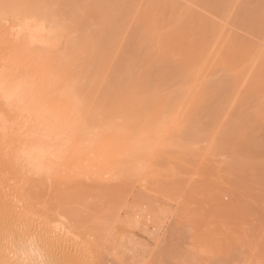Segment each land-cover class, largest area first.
Returning <instances> with one entry per match:
<instances>
[{
    "label": "rangeland",
    "instance_id": "1",
    "mask_svg": "<svg viewBox=\"0 0 264 264\" xmlns=\"http://www.w3.org/2000/svg\"><path fill=\"white\" fill-rule=\"evenodd\" d=\"M3 6L65 27L64 67L95 119L135 137L178 125L143 186L133 176L34 180L30 206L63 216L97 264H264V0Z\"/></svg>",
    "mask_w": 264,
    "mask_h": 264
},
{
    "label": "bare ground",
    "instance_id": "2",
    "mask_svg": "<svg viewBox=\"0 0 264 264\" xmlns=\"http://www.w3.org/2000/svg\"><path fill=\"white\" fill-rule=\"evenodd\" d=\"M6 7L0 8V72L14 95L9 101L0 94V261L97 264L91 242L63 216L30 206V181L48 187L65 178L109 183L130 176L143 186L154 174L152 158L166 152V136L178 125L163 121L153 138L135 137L114 120L95 119L80 80L65 70V27Z\"/></svg>",
    "mask_w": 264,
    "mask_h": 264
},
{
    "label": "snow or ice",
    "instance_id": "3",
    "mask_svg": "<svg viewBox=\"0 0 264 264\" xmlns=\"http://www.w3.org/2000/svg\"><path fill=\"white\" fill-rule=\"evenodd\" d=\"M26 23H30V21ZM21 27L23 28L24 25H22ZM262 48H264V44H262ZM0 94L4 95L5 98L8 99L9 101L13 99V95H14L10 89L8 82L4 79L2 72H0ZM0 264H5V262L0 261ZM7 264H15V262L9 261L7 262ZM32 264H51V262L41 258L39 261L32 262ZM177 264H185V262H177Z\"/></svg>",
    "mask_w": 264,
    "mask_h": 264
}]
</instances>
